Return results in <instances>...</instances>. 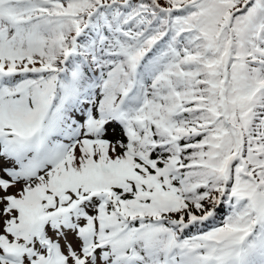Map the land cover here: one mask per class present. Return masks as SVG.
Segmentation results:
<instances>
[{"label": "snow or ice", "instance_id": "obj_1", "mask_svg": "<svg viewBox=\"0 0 264 264\" xmlns=\"http://www.w3.org/2000/svg\"><path fill=\"white\" fill-rule=\"evenodd\" d=\"M0 264H264V0H0Z\"/></svg>", "mask_w": 264, "mask_h": 264}]
</instances>
